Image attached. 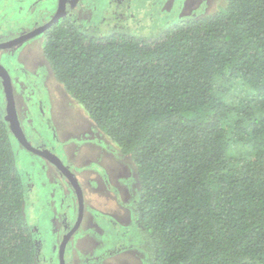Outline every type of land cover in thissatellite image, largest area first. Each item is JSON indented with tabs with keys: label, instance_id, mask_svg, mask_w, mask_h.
Here are the masks:
<instances>
[{
	"label": "trees",
	"instance_id": "obj_1",
	"mask_svg": "<svg viewBox=\"0 0 264 264\" xmlns=\"http://www.w3.org/2000/svg\"><path fill=\"white\" fill-rule=\"evenodd\" d=\"M42 51L133 162L150 264H264V0H226L150 37L64 18ZM15 143L0 109V264H36Z\"/></svg>",
	"mask_w": 264,
	"mask_h": 264
},
{
	"label": "rangeland",
	"instance_id": "obj_2",
	"mask_svg": "<svg viewBox=\"0 0 264 264\" xmlns=\"http://www.w3.org/2000/svg\"><path fill=\"white\" fill-rule=\"evenodd\" d=\"M225 1L86 0L88 10L77 17L76 26L97 35L116 30L150 37L175 22L210 14ZM56 5L57 0H0V35L12 36L43 24ZM42 48L43 35L36 36L1 50L0 63L11 73L14 89L24 90V103L33 111L18 113L26 110L15 91L17 117L25 115L40 139L27 135L29 143L59 157L82 193L84 216L67 243L65 264H150L135 217L140 185L133 162L95 128L57 82ZM2 105L0 101L4 113ZM14 153L23 184V215L37 249L36 264H59L58 246L78 218L73 186L47 159L16 143Z\"/></svg>",
	"mask_w": 264,
	"mask_h": 264
},
{
	"label": "water",
	"instance_id": "obj_3",
	"mask_svg": "<svg viewBox=\"0 0 264 264\" xmlns=\"http://www.w3.org/2000/svg\"><path fill=\"white\" fill-rule=\"evenodd\" d=\"M62 8H63L62 4L59 3V7L56 11L55 16H53L52 17L53 19H51V21H49L46 25H44L43 27H40V28H38L32 32H28V33L14 39L13 41H10L7 44H0V48H8V47H12L16 44H20V43L24 42L25 40L31 39L37 33L44 31L50 25H52L53 23L57 22L60 18H63V16H65L64 10H62ZM0 78L3 80L2 85H3V90L5 93V99H6V104L4 106V120L7 123L8 131L16 139V141L27 151H29L33 154H37V155H39L45 159L49 158L50 152L48 150L41 151L38 149H34L26 141V138L24 136L23 131L21 130V126H20V123L18 121V117L16 114V109H15V105H14V99H13L11 85H10V81H9V77H8V72H6L5 69L1 65H0ZM48 160H50V159H48ZM50 161L54 162L52 160H50ZM70 183L73 186V189L75 191V195L77 198L78 218H77L76 224L73 227V229H71V231H69L62 238V240L58 246V263L59 264H65L64 254H65L66 245H67L70 237L72 236V234L79 227V222L82 218V211H83V197H82L80 187L78 186V184L75 180H74V182L70 181Z\"/></svg>",
	"mask_w": 264,
	"mask_h": 264
},
{
	"label": "flooded vegetation",
	"instance_id": "obj_4",
	"mask_svg": "<svg viewBox=\"0 0 264 264\" xmlns=\"http://www.w3.org/2000/svg\"><path fill=\"white\" fill-rule=\"evenodd\" d=\"M59 3H61L62 4V6H63V8H62V10H64V13H65V16H63V18H60L59 20H61V19H64V18H68L71 22H73L75 25H76V23H77V17L82 13V12H86L87 10H86V7H87V2H86V0H57V5H56V7H55V9H54V13H53V15L52 16H47V20L45 21V22H43V24H41V25H38V24H34V25H32L31 27L32 28H28V29H20L15 35L13 34V32L11 33V35L12 36H10L9 34H8V36H4V35H0V44H7V43H9L10 41H13L14 39H16V38H18V37H20V36H22V35H24V34H26V33H28V32H32V31H34V30H36V29H38V28H40V27H43L44 25H46L49 21H51V19H53L52 17L53 16H55V14H56V11H57V9H58V7H59ZM84 4H85V6H84ZM85 10V11H84ZM80 12V13H79ZM79 13V14H78ZM58 20V21H59ZM57 21V22H58ZM57 22H55V23H57ZM54 24V23H53ZM52 24V25H53ZM52 25H50L47 29H45L44 31H42V32H40V33H37L36 35H34L32 38H34V37H36V36H40V35H43ZM1 37H3L4 39H2L1 40ZM29 40V39H28ZM25 41H27V40H25ZM24 41V42H25ZM19 44H16V45H14V46H12V47H8V48H0V51L1 50H5V49H9V48H13V47H16V46H18ZM0 65L5 69V71L7 70L6 68H5V66L3 65V64H1L0 63ZM6 72H8V71H6ZM8 77H9V81H10V85H11V90H12V94H13V99H14V92L16 91V93L18 94V96L21 98V100H22V102L24 103V99H26L25 98V92H24V90H16V89H14V85H13V82H12V77H11V73L10 72H8ZM3 84V80L0 78V86ZM2 92H3V95H4V90H2ZM5 99V96L3 97V103L4 104H6V99ZM27 100H25V102H26ZM25 104V110L26 111H24V112H22L21 110H20V112H18V110H16V113L18 112V113H32L33 111H31V109L28 107V105H27V103H24ZM28 104H29V106L31 107V104H30V102H28ZM14 105H15V109L17 108V105H16V103H15V100H14ZM36 111V110H35ZM39 111V110H38ZM18 119H19V123H20V126H21V130L23 131V133H24V136H25V138H26V141L29 143V139H28V137H27V135H30V136H32L35 140H37L38 142L40 141V139H39V136H37V135H35L34 133H32V131H31V127L29 126V121L28 120H24L25 119V115H24V117H20L19 118V116H18ZM22 119V120H21ZM25 125L24 126V128H23V124ZM27 125H26V124ZM26 131H27V134H26ZM18 143V142H17ZM19 144V143H18ZM20 145V144H19ZM29 145L31 146V147H33L30 143H29ZM20 147L21 148H23L21 145H20ZM34 149H38V150H41V151H44L45 149H39V148H37V147H33ZM24 149V148H23ZM24 150H26V149H24ZM27 151V150H26ZM34 155H37V154H34ZM37 156H39V155H37ZM41 157V156H40ZM41 158H43V157H41ZM48 159H50V160H52V161H54V162H51L50 160H48ZM47 161L48 162H50V163H52L54 166V168L56 169V171L60 174V176L62 177V178H64L66 181H67V183H70V181H72V182H74V179H75V177H74V175L72 174V172H71V170L68 168V167H66L64 164H62L61 162V160H60V158L59 157H57L54 153H53V155L51 154V151H50V154H49V158H47ZM71 187V186H70ZM71 193H73V189L71 188ZM83 212H84V210L82 211V218H83ZM82 218H81V220H80V222H79V224H81V222H82ZM65 236V235H64ZM63 236V237H64ZM70 239H71V237H70ZM69 239V240H70ZM69 242V241H68ZM66 247H67V245H66ZM66 250V249H65Z\"/></svg>",
	"mask_w": 264,
	"mask_h": 264
},
{
	"label": "crops",
	"instance_id": "obj_5",
	"mask_svg": "<svg viewBox=\"0 0 264 264\" xmlns=\"http://www.w3.org/2000/svg\"><path fill=\"white\" fill-rule=\"evenodd\" d=\"M45 150H47V149H45ZM50 152V151H49ZM51 154L53 155V153L51 152Z\"/></svg>",
	"mask_w": 264,
	"mask_h": 264
},
{
	"label": "clouds",
	"instance_id": "obj_6",
	"mask_svg": "<svg viewBox=\"0 0 264 264\" xmlns=\"http://www.w3.org/2000/svg\"><path fill=\"white\" fill-rule=\"evenodd\" d=\"M7 71V70H6Z\"/></svg>",
	"mask_w": 264,
	"mask_h": 264
}]
</instances>
